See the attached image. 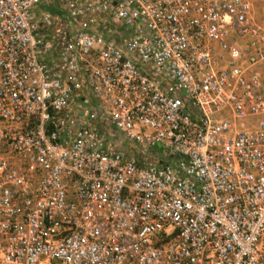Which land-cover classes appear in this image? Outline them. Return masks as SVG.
I'll return each instance as SVG.
<instances>
[{"label": "built area", "instance_id": "2783aa9c", "mask_svg": "<svg viewBox=\"0 0 264 264\" xmlns=\"http://www.w3.org/2000/svg\"><path fill=\"white\" fill-rule=\"evenodd\" d=\"M258 1L0 0V264H264Z\"/></svg>", "mask_w": 264, "mask_h": 264}, {"label": "rangeland", "instance_id": "374dc122", "mask_svg": "<svg viewBox=\"0 0 264 264\" xmlns=\"http://www.w3.org/2000/svg\"><path fill=\"white\" fill-rule=\"evenodd\" d=\"M255 15H256V18L258 20H260L261 22L264 23V0H262V1L260 0L259 6H257V9H256V14ZM61 24H62L61 19L55 18L54 22L50 26V28L45 30V37H47V36L51 37L52 34H56L57 36L61 35V33L58 32V31H62L63 30Z\"/></svg>", "mask_w": 264, "mask_h": 264}, {"label": "crops", "instance_id": "0c3cea01", "mask_svg": "<svg viewBox=\"0 0 264 264\" xmlns=\"http://www.w3.org/2000/svg\"><path fill=\"white\" fill-rule=\"evenodd\" d=\"M262 1V0H261ZM259 3H260V1H258L257 2V5L259 6ZM57 4V3H56ZM55 3H53V1L52 0H49V4H47L46 3V0H43V4L41 5V8L39 9V12H41V10L43 11L44 9H51V11H53V12H55L56 14V16H58V19H61V22H63V12L64 11H61V9H59V8H61L60 6H57ZM58 14V15H57ZM63 25V23L61 24V26ZM62 29H63V26H62ZM58 32H60V31H58ZM61 33V32H60ZM59 37H61V36H59Z\"/></svg>", "mask_w": 264, "mask_h": 264}, {"label": "trees", "instance_id": "16d2710c", "mask_svg": "<svg viewBox=\"0 0 264 264\" xmlns=\"http://www.w3.org/2000/svg\"><path fill=\"white\" fill-rule=\"evenodd\" d=\"M49 38V36H47Z\"/></svg>", "mask_w": 264, "mask_h": 264}]
</instances>
